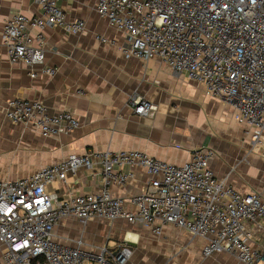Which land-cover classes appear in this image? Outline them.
Here are the masks:
<instances>
[{
	"label": "built area",
	"instance_id": "2783aa9c",
	"mask_svg": "<svg viewBox=\"0 0 264 264\" xmlns=\"http://www.w3.org/2000/svg\"><path fill=\"white\" fill-rule=\"evenodd\" d=\"M60 0H37L39 13L27 17L14 12L4 22L0 42L11 60L45 66L42 30L60 27L76 34L82 18H70ZM96 12L120 31V50L126 57L158 58L174 72L203 86L204 93L233 108L234 119L248 126L249 149L264 156V0H97ZM36 30L32 44L28 29ZM129 103L136 114L151 115L156 105L142 96ZM5 117L24 123L42 136L65 133L78 125L66 110L49 113L39 100L12 98ZM213 151L199 147L181 165L161 161L137 150L86 151L68 154L15 180H0L1 264H126L133 253L126 237L97 247L83 248L81 239L70 246L55 240L53 229L66 218L85 224L92 218L108 222L137 219L152 235L174 225L202 238V255L228 252L243 264H264V251L253 238L264 231V196L257 190L241 192L214 175L209 167ZM138 164L149 179L128 202L114 196L108 185L122 184L127 174L114 166ZM100 165L105 184L86 193L58 196L56 178L80 167Z\"/></svg>",
	"mask_w": 264,
	"mask_h": 264
},
{
	"label": "crops",
	"instance_id": "0c3cea01",
	"mask_svg": "<svg viewBox=\"0 0 264 264\" xmlns=\"http://www.w3.org/2000/svg\"><path fill=\"white\" fill-rule=\"evenodd\" d=\"M96 1L58 2L68 17L84 19L85 28L76 34L60 27L42 30L44 65L53 67V74L35 67L36 74L31 77V69L22 61L11 60L0 42V180L28 176L71 153L137 150L181 165L195 149L205 147L213 151L209 167L215 176L225 178L241 192L257 190L264 196V156L249 149L248 126L234 119L233 108L206 95L201 84L174 72L158 58L143 61L124 56L119 48L124 41L122 33L96 12ZM14 12L38 15L37 0H0V35ZM35 33L28 29L34 45ZM136 95L156 105L153 114L134 113L129 100ZM12 98L39 100L51 114L69 111L78 125L59 135L42 136L29 125L5 117ZM114 170L126 173V180L122 184L111 182L108 187L114 196L125 200L126 209L132 210L128 199L144 189L149 175L138 164L114 166ZM103 176L100 165L80 167L56 178L52 188L60 197L86 193L107 186ZM76 220L63 219L53 229L55 240L74 246L81 239L83 248L107 242L97 234L94 239L99 243L90 245ZM136 222L140 223L137 219L131 225ZM94 231L92 225L85 224L84 235L89 237ZM253 238L264 251V231L255 230ZM199 241L203 246V239ZM198 251L196 247L191 252L194 258ZM218 253L207 256L203 264H243ZM126 264H132L130 258Z\"/></svg>",
	"mask_w": 264,
	"mask_h": 264
},
{
	"label": "rangeland",
	"instance_id": "374dc122",
	"mask_svg": "<svg viewBox=\"0 0 264 264\" xmlns=\"http://www.w3.org/2000/svg\"><path fill=\"white\" fill-rule=\"evenodd\" d=\"M76 221L81 224L83 239L92 246L99 243V241L97 242L98 239H94L97 237V234L100 235L101 241L109 238L108 242L112 244L114 239L127 237L128 232L135 233L136 239L131 243V246H133V253L130 257L132 264H203L205 262L206 257L201 252L202 246H200V238L197 236L191 237L185 231L174 225H169L161 236L156 237L141 222H136L134 225H131L129 223L124 224L123 222L118 223L117 221L108 222L100 218H92L86 223L92 225L95 231L88 237L84 235L86 223L82 224V222ZM196 247L199 251L196 252L198 254L194 258L191 252ZM219 253L236 258L228 252Z\"/></svg>",
	"mask_w": 264,
	"mask_h": 264
},
{
	"label": "bare ground",
	"instance_id": "6f19581e",
	"mask_svg": "<svg viewBox=\"0 0 264 264\" xmlns=\"http://www.w3.org/2000/svg\"><path fill=\"white\" fill-rule=\"evenodd\" d=\"M134 238H135V233H132V232L127 233V240L135 241Z\"/></svg>",
	"mask_w": 264,
	"mask_h": 264
}]
</instances>
